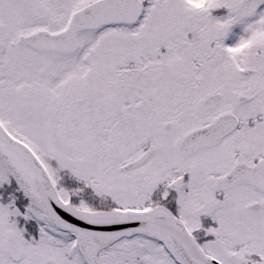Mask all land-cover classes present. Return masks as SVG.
Returning <instances> with one entry per match:
<instances>
[{"label": "snow or ice", "instance_id": "snow-or-ice-1", "mask_svg": "<svg viewBox=\"0 0 264 264\" xmlns=\"http://www.w3.org/2000/svg\"><path fill=\"white\" fill-rule=\"evenodd\" d=\"M0 264H264V0H0Z\"/></svg>", "mask_w": 264, "mask_h": 264}]
</instances>
